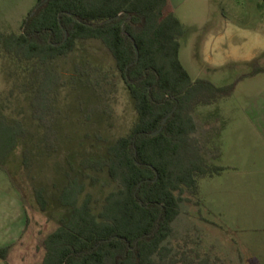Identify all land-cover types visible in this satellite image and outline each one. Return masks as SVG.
<instances>
[{
  "label": "trees",
  "instance_id": "1",
  "mask_svg": "<svg viewBox=\"0 0 264 264\" xmlns=\"http://www.w3.org/2000/svg\"><path fill=\"white\" fill-rule=\"evenodd\" d=\"M167 8L168 0H48L23 20L18 33H0V49L9 60L31 65L18 86L22 118L0 103L1 170L13 156L18 167L28 169L35 149H55L51 121L62 80L48 64L67 57L79 42L98 41L108 52L136 114L127 135L100 158L80 161L76 175L67 176L54 202L63 215L44 238L38 264H215L210 255L174 247L169 239L182 203L189 201L185 195H198L199 179L224 170L211 164L220 159L219 149L208 136H197L194 113L229 97L235 83L216 87L191 79L179 60L184 28ZM79 69L74 68L78 74ZM260 72L264 68L247 76ZM87 172L105 173L113 184L97 212L81 181L96 182ZM32 198L49 221L45 190L33 188ZM8 250L0 248L4 263Z\"/></svg>",
  "mask_w": 264,
  "mask_h": 264
},
{
  "label": "rangeland",
  "instance_id": "2",
  "mask_svg": "<svg viewBox=\"0 0 264 264\" xmlns=\"http://www.w3.org/2000/svg\"><path fill=\"white\" fill-rule=\"evenodd\" d=\"M36 2L0 0V33H18ZM168 3L184 28L179 60L191 79L216 87L235 83L229 97L198 107L194 113L197 136H208L210 145L219 149L220 159L211 164L224 170L199 179L198 195H185L189 201L181 205L169 242L195 249L200 256L208 254L215 264H264V171L255 164L248 147L249 128L240 113L248 98L264 88V74L247 76L264 68V4L262 0ZM48 67L62 80L55 90L56 113L51 121L57 135L55 149L32 151L28 169L18 167L16 156L0 169V189L23 201L26 219L21 234L8 245L5 264L40 262L42 242L63 215L55 208V199L67 176L76 175L83 159L103 156L108 145L129 133L136 119L113 60L98 41L79 42L71 54ZM30 68V63L9 60L0 49V103L9 106L8 113L16 118H22L25 110L18 86ZM87 173L96 182L81 181L97 212L113 184L105 173ZM37 187L45 190L50 202L49 221L33 201L32 190Z\"/></svg>",
  "mask_w": 264,
  "mask_h": 264
},
{
  "label": "crops",
  "instance_id": "3",
  "mask_svg": "<svg viewBox=\"0 0 264 264\" xmlns=\"http://www.w3.org/2000/svg\"><path fill=\"white\" fill-rule=\"evenodd\" d=\"M167 11L171 12L169 3ZM240 113L249 128L248 147L251 154L255 155V164L264 171V88L248 98L244 106L240 107ZM241 136L243 137V133ZM24 213L23 201L0 189V248L7 247L21 234L26 224ZM0 264L5 263L0 260Z\"/></svg>",
  "mask_w": 264,
  "mask_h": 264
},
{
  "label": "water",
  "instance_id": "4",
  "mask_svg": "<svg viewBox=\"0 0 264 264\" xmlns=\"http://www.w3.org/2000/svg\"><path fill=\"white\" fill-rule=\"evenodd\" d=\"M48 2V0H43L41 3H39L34 10L32 11V13L30 14L29 18L33 17L34 14L36 13L37 9L42 7L43 5H45ZM118 18V17H117ZM111 20H108V22ZM122 34L127 36V34L125 33L124 27H122ZM66 38V34L65 37ZM135 48V47H134ZM135 56H136V60L138 59V51L135 49ZM175 111V108L163 119L162 121V126L166 123V121L168 120V118L173 114V112ZM162 130V127H160L156 132H153L150 134V136H156L157 134H159Z\"/></svg>",
  "mask_w": 264,
  "mask_h": 264
}]
</instances>
